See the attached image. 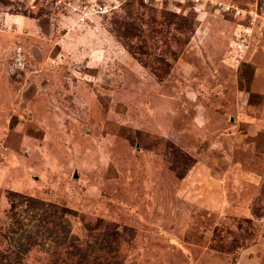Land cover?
I'll return each mask as SVG.
<instances>
[{
  "label": "rangeland",
  "instance_id": "obj_1",
  "mask_svg": "<svg viewBox=\"0 0 264 264\" xmlns=\"http://www.w3.org/2000/svg\"><path fill=\"white\" fill-rule=\"evenodd\" d=\"M0 264H264V0H0Z\"/></svg>",
  "mask_w": 264,
  "mask_h": 264
},
{
  "label": "water",
  "instance_id": "obj_2",
  "mask_svg": "<svg viewBox=\"0 0 264 264\" xmlns=\"http://www.w3.org/2000/svg\"><path fill=\"white\" fill-rule=\"evenodd\" d=\"M75 176H77L76 172H75Z\"/></svg>",
  "mask_w": 264,
  "mask_h": 264
}]
</instances>
